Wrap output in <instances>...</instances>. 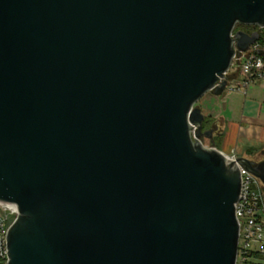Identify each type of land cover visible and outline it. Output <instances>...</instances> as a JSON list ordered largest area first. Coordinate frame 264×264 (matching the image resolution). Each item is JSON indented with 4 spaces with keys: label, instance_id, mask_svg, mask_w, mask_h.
Returning a JSON list of instances; mask_svg holds the SVG:
<instances>
[{
    "label": "water",
    "instance_id": "water-1",
    "mask_svg": "<svg viewBox=\"0 0 264 264\" xmlns=\"http://www.w3.org/2000/svg\"><path fill=\"white\" fill-rule=\"evenodd\" d=\"M238 25L264 0H0L7 264L237 263L240 167L264 162L196 106L260 40Z\"/></svg>",
    "mask_w": 264,
    "mask_h": 264
},
{
    "label": "built area",
    "instance_id": "built-area-1",
    "mask_svg": "<svg viewBox=\"0 0 264 264\" xmlns=\"http://www.w3.org/2000/svg\"><path fill=\"white\" fill-rule=\"evenodd\" d=\"M264 47L257 42L248 52L236 53L230 71L227 74L232 91L247 90L251 84L264 81V56L260 54ZM242 80L231 84L230 72ZM236 160L235 154L227 156ZM242 190L236 205V216L240 226L238 257L236 264L264 263V193L263 183L253 174L240 167ZM257 187V190L253 187ZM15 205L0 204V264L8 262V233L17 217Z\"/></svg>",
    "mask_w": 264,
    "mask_h": 264
},
{
    "label": "crops",
    "instance_id": "crops-1",
    "mask_svg": "<svg viewBox=\"0 0 264 264\" xmlns=\"http://www.w3.org/2000/svg\"><path fill=\"white\" fill-rule=\"evenodd\" d=\"M242 78L231 75V84ZM231 86L219 97L213 93L205 95L199 108L212 122L216 149L228 156L254 160L260 154L257 152L264 150V81L241 91H232Z\"/></svg>",
    "mask_w": 264,
    "mask_h": 264
},
{
    "label": "trees",
    "instance_id": "trees-1",
    "mask_svg": "<svg viewBox=\"0 0 264 264\" xmlns=\"http://www.w3.org/2000/svg\"><path fill=\"white\" fill-rule=\"evenodd\" d=\"M238 31H243V32H246L248 34H252L254 32H257L259 31L260 32V40L258 41L259 44L261 46L264 47V29L260 30L258 27H251V26H240L238 25L235 29V32H238ZM212 126V122L209 120V119H206L205 118V121H204V130H210V127ZM253 264H264V263H253Z\"/></svg>",
    "mask_w": 264,
    "mask_h": 264
},
{
    "label": "rangeland",
    "instance_id": "rangeland-1",
    "mask_svg": "<svg viewBox=\"0 0 264 264\" xmlns=\"http://www.w3.org/2000/svg\"><path fill=\"white\" fill-rule=\"evenodd\" d=\"M230 74H235V69H232V71L230 72ZM233 85H234V82H233ZM206 99V98H205ZM202 103H203V100H201V101H199V103L197 104V106L196 107H199V106H201L202 105ZM204 145L206 146V147H211L212 145L210 144V141L209 140H205V142H204ZM218 145V144H217ZM217 147V146H216ZM218 147H220V144L218 145ZM262 151H259V152H257V153H261ZM254 155V154H253ZM252 155V156H253ZM226 156H228V155H226ZM259 157V155L255 158V159H257ZM254 158V157H253ZM253 158H250L251 160H253ZM249 159V158H248ZM253 189H255V190H257V187L255 186V187H253Z\"/></svg>",
    "mask_w": 264,
    "mask_h": 264
},
{
    "label": "flooded vegetation",
    "instance_id": "flooded-vegetation-1",
    "mask_svg": "<svg viewBox=\"0 0 264 264\" xmlns=\"http://www.w3.org/2000/svg\"><path fill=\"white\" fill-rule=\"evenodd\" d=\"M210 130H213V132H214L213 126L210 127ZM214 144H215V142H214ZM254 161H256L257 163L264 162V150L259 154V157L257 159H254ZM263 193H264V184H263Z\"/></svg>",
    "mask_w": 264,
    "mask_h": 264
}]
</instances>
